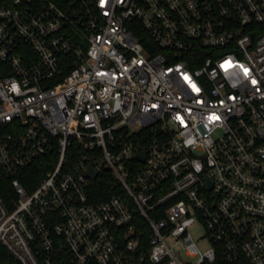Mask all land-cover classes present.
I'll list each match as a JSON object with an SVG mask.
<instances>
[{
  "label": "built area",
  "instance_id": "1",
  "mask_svg": "<svg viewBox=\"0 0 264 264\" xmlns=\"http://www.w3.org/2000/svg\"><path fill=\"white\" fill-rule=\"evenodd\" d=\"M0 264H264V0H0Z\"/></svg>",
  "mask_w": 264,
  "mask_h": 264
},
{
  "label": "trees",
  "instance_id": "2",
  "mask_svg": "<svg viewBox=\"0 0 264 264\" xmlns=\"http://www.w3.org/2000/svg\"><path fill=\"white\" fill-rule=\"evenodd\" d=\"M45 169H32V175H38L44 172ZM116 191V184L109 172L101 171L97 179L93 183V192L98 196L96 200L104 199L111 193Z\"/></svg>",
  "mask_w": 264,
  "mask_h": 264
},
{
  "label": "water",
  "instance_id": "3",
  "mask_svg": "<svg viewBox=\"0 0 264 264\" xmlns=\"http://www.w3.org/2000/svg\"><path fill=\"white\" fill-rule=\"evenodd\" d=\"M85 173L90 177H94L96 175V171L92 167H90L88 170H85Z\"/></svg>",
  "mask_w": 264,
  "mask_h": 264
},
{
  "label": "rangeland",
  "instance_id": "4",
  "mask_svg": "<svg viewBox=\"0 0 264 264\" xmlns=\"http://www.w3.org/2000/svg\"><path fill=\"white\" fill-rule=\"evenodd\" d=\"M200 231H201V228H200L199 226H197V227L195 228V230H194V235H195V236L198 235V234L200 233ZM205 245H207V243H206L205 241L201 242V246H202V247L205 246Z\"/></svg>",
  "mask_w": 264,
  "mask_h": 264
}]
</instances>
